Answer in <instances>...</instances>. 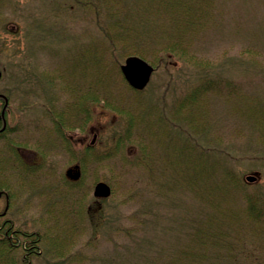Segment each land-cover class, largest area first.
<instances>
[{
	"label": "rangeland",
	"instance_id": "374dc122",
	"mask_svg": "<svg viewBox=\"0 0 264 264\" xmlns=\"http://www.w3.org/2000/svg\"><path fill=\"white\" fill-rule=\"evenodd\" d=\"M160 1L0 0V264H264V0Z\"/></svg>",
	"mask_w": 264,
	"mask_h": 264
},
{
	"label": "trees",
	"instance_id": "16d2710c",
	"mask_svg": "<svg viewBox=\"0 0 264 264\" xmlns=\"http://www.w3.org/2000/svg\"><path fill=\"white\" fill-rule=\"evenodd\" d=\"M160 2H161V3H159L160 7L165 8L166 10H170L171 12H173L172 15L170 13L169 14H170V17L172 16L171 20L173 21L175 26L178 27L179 25H183L184 29H186L188 27V25H194V20L196 19V15L192 13V10L194 9V7H192L193 3L191 2V0H163ZM159 31L161 32L163 30L159 29ZM177 31H179V30L177 29ZM164 32H165V34L162 35V40L165 41L164 42L165 45L162 47L163 50L166 52L164 55H166V57L171 56L177 50L180 51L182 54H185L187 47H186V45H184L183 42H180L179 40H174V41L172 40L171 41L170 37L172 36V34H170V28H167L166 30H164ZM179 32H181V31H179ZM178 34H180V33H178ZM205 85L206 84L201 83L200 85H197V87L194 88L193 91H204V89H206L208 87V85H206V86ZM202 86H204V87H202ZM79 106H80L79 112L84 114L83 119L86 120L90 115V111L87 110V108L83 104H81ZM57 125H59V126H57ZM56 126H57V128L58 127L60 128L63 125L60 121H58ZM87 153H88V151H87ZM88 154H90V153H88ZM1 192H4L6 194L7 199L10 198L11 193L9 190L1 189ZM259 206H261V208H256V207H254V205H251L247 209V212L250 215H254V217L259 218V216L262 215L261 211H262V207H264V201H260ZM5 222H7V221H5ZM7 229H10V227L8 226L6 228V230L4 232H1V233L4 235H6L5 232H7V234H10V232ZM31 234L33 235V233H30V235ZM6 240L7 239L3 237V241H0V243L2 244L3 248L7 247L10 249L11 246L6 242ZM4 245H6V246H4ZM33 247H34L33 245L29 244L25 253L26 254L30 253L31 248H33Z\"/></svg>",
	"mask_w": 264,
	"mask_h": 264
},
{
	"label": "water",
	"instance_id": "95a60500",
	"mask_svg": "<svg viewBox=\"0 0 264 264\" xmlns=\"http://www.w3.org/2000/svg\"><path fill=\"white\" fill-rule=\"evenodd\" d=\"M120 71L127 81V83L136 88H142L148 81L153 67L143 58L138 55H128L125 57L124 62L119 66ZM93 139L91 140V142ZM65 174L67 177L76 179L80 175L79 165L74 163L70 165ZM246 179L253 181L256 179L255 175H246ZM110 193L109 185L104 181H97L93 188L94 196H106Z\"/></svg>",
	"mask_w": 264,
	"mask_h": 264
},
{
	"label": "flooded vegetation",
	"instance_id": "af4514ba",
	"mask_svg": "<svg viewBox=\"0 0 264 264\" xmlns=\"http://www.w3.org/2000/svg\"><path fill=\"white\" fill-rule=\"evenodd\" d=\"M1 76V75H0ZM5 104V98L0 96V106ZM6 110V109H5ZM2 114L0 115V138L5 137L7 135L9 126L7 124H5V122L2 123ZM2 194H5L4 192ZM1 195V194H0ZM6 195V194H5ZM7 197V196H6ZM8 202V201H7ZM6 206H8V204H6ZM2 214V213H1ZM7 221V220H6ZM5 222V221H4ZM15 233V231H12L10 234H7V232H5V234L7 235V237L9 235H13ZM16 234V233H15Z\"/></svg>",
	"mask_w": 264,
	"mask_h": 264
}]
</instances>
